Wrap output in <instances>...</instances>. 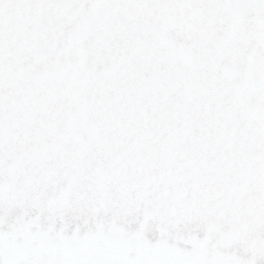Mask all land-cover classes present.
<instances>
[{
    "label": "snow or ice",
    "instance_id": "6c2138e0",
    "mask_svg": "<svg viewBox=\"0 0 264 264\" xmlns=\"http://www.w3.org/2000/svg\"><path fill=\"white\" fill-rule=\"evenodd\" d=\"M0 264H264V0H0Z\"/></svg>",
    "mask_w": 264,
    "mask_h": 264
},
{
    "label": "water",
    "instance_id": "95a60500",
    "mask_svg": "<svg viewBox=\"0 0 264 264\" xmlns=\"http://www.w3.org/2000/svg\"><path fill=\"white\" fill-rule=\"evenodd\" d=\"M159 15L156 12H148L144 13L142 18L143 19H154ZM174 186L177 187L180 191L185 193H190L191 188L185 184H176L173 182ZM240 194L243 196H249L253 194V189L250 184H244L240 188ZM180 232L181 235H178L173 241V247L178 251H188L191 248V241L189 239L190 236L194 235L200 228L199 224L196 222L189 220L185 223L175 226Z\"/></svg>",
    "mask_w": 264,
    "mask_h": 264
}]
</instances>
